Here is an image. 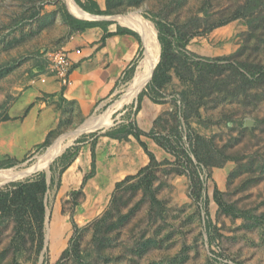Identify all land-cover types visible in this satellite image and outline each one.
<instances>
[{
	"label": "rangeland",
	"instance_id": "1",
	"mask_svg": "<svg viewBox=\"0 0 264 264\" xmlns=\"http://www.w3.org/2000/svg\"><path fill=\"white\" fill-rule=\"evenodd\" d=\"M109 2L119 18L152 24L158 42L157 21L172 39L187 40L169 50L163 85L153 93L165 109L150 131L174 152L149 136L158 150L145 173L139 174L147 165L111 190L96 184L94 175L84 181L92 170L91 133L134 120L162 46L148 80L131 96L146 42L120 18L141 34L136 73L84 118L76 106L44 91L51 78L59 81L46 74L49 54L69 37L60 24L69 1L0 0V172L26 171L12 179L0 175V191L42 171L51 183L52 163L78 146L76 159L57 175L59 185L45 195L43 223L32 210L21 224L15 213L0 211V264H264V0ZM197 62L213 65L199 64L204 69ZM106 113L103 125L71 139L86 121ZM131 138L137 139L126 141ZM146 175H153L150 187ZM128 176L134 177L123 181ZM216 190L248 217L222 211Z\"/></svg>",
	"mask_w": 264,
	"mask_h": 264
},
{
	"label": "crops",
	"instance_id": "2",
	"mask_svg": "<svg viewBox=\"0 0 264 264\" xmlns=\"http://www.w3.org/2000/svg\"><path fill=\"white\" fill-rule=\"evenodd\" d=\"M93 1L102 10L107 9L106 0ZM78 6L83 9L79 4ZM68 12L77 19L95 20L102 23L99 26L84 31L77 30L71 34V27L62 18L60 24L62 27L67 26L65 29H68L69 37L61 48L71 51L74 60L71 66L73 83L65 85L51 78L52 80L48 82L44 91L55 94L57 98L61 96L65 102L76 106L82 117L87 118L101 106L108 104L118 89L133 78L136 70L130 78H128V70L140 51L139 37L141 34L122 22L118 17L119 13L92 14L85 11L90 16L86 14L76 16L77 14H74L71 7H68ZM107 21L111 23L106 24ZM106 26L111 34L104 36ZM119 28L125 31L119 33ZM76 49L81 50V55L75 53ZM164 109L163 104L156 103L149 96H145L142 108L138 112L135 111L133 118L142 130L149 132ZM142 140L147 143L149 150L157 152L158 144L153 138L142 136ZM96 154L95 183L106 186L110 190L117 181L129 174H135L150 163L149 155L135 138L126 141L102 136L96 145ZM103 178H106L107 182L100 184L99 181Z\"/></svg>",
	"mask_w": 264,
	"mask_h": 264
},
{
	"label": "trees",
	"instance_id": "3",
	"mask_svg": "<svg viewBox=\"0 0 264 264\" xmlns=\"http://www.w3.org/2000/svg\"><path fill=\"white\" fill-rule=\"evenodd\" d=\"M107 1V9L102 10L100 7H98L93 0H86L85 2L81 0H76V2L87 12L92 13V14H113L117 13L114 11L111 7V2L109 0ZM95 7V8H94ZM63 19L66 24H68L71 27L72 31H77L81 30L84 31L88 28H93L96 26H99L102 22L100 21H93V20H82V19H77L73 15H71L67 9H64L63 11ZM106 24L111 23L109 21L105 22ZM156 26L159 30V41L162 46V53H161V60L159 61L156 71L154 73V76L151 80V82L147 85L146 89H144L138 98L135 110L138 112L142 108V101L145 96H149L154 102L156 103H161V101L157 100L153 93L156 90H159V88L163 85L161 82V79L163 75L166 74V69H167V63L169 60V50L173 49V47L178 44L179 42L182 43L183 47L186 46V41L182 42V35H174L173 39L168 36V31H166V24L163 21H157ZM125 30L119 28L118 32H124ZM132 33V31H131ZM134 33V32H133ZM111 34V32L108 31V28L106 26L105 28V35L107 36ZM137 36L138 34L135 33ZM140 38V37H139ZM142 53V48H140L139 55L133 60L132 66L128 70V78L132 77L133 73L136 70L137 63H138V58ZM198 66L200 68L206 69L204 66H200L199 64H204L205 66L213 65L210 64L209 62H204V63H199L197 62ZM212 67V66H210ZM159 118V117H158ZM145 134L151 137H154V139L162 146L165 147L170 152H174V150L170 147H168L165 143L161 142L159 137H156L154 134V131L150 132H145L142 130L137 122L135 120L131 121H124L120 123L118 126H115L113 128H110L108 130H97L91 133L93 136V141L91 143V154H92V161H91V172L90 174H87L85 176L86 181L89 177L93 176L96 171V145L102 136H109L112 138H116L119 140H129L130 136L133 135L134 137L137 138L139 143L142 145V147L145 149L146 153L150 157V164L147 165L145 168H143L139 174L145 173V171L153 165L154 162H156V155L153 151L149 150L147 143L142 140L141 136ZM80 140H78L79 142ZM75 147H69L61 156H59L54 163L51 165L52 169V176H51V183L48 182V177L47 173L45 171L40 172L39 174L35 175L34 177H29L25 180L21 181H16L12 182L11 185L8 187L7 190H2L0 191V211L2 214L8 212V213H15L18 216L19 223L21 224V219L26 215L29 214V211L32 210L34 211L35 214H38V219L41 223L44 222V216L46 213V203H45V195L48 192L49 188L55 187V185H59V181L57 180V175L60 177L62 176L63 172L72 164V162L76 159L77 154H78V146L76 147V150H74ZM192 152L198 156L200 161L201 159V154H198L196 150L192 149ZM187 158L189 159L192 164H194L193 157L190 155V153H186ZM61 164L62 169H59L58 165ZM12 164H7L5 166H11ZM198 166H201V164H198ZM134 176H128L126 177L125 180H129L130 178H133ZM146 178L148 180V187L151 186V182L153 179L149 175H146ZM122 182H119L118 185H121ZM220 192L216 190V195L215 199L218 202L220 209L226 213L232 214L235 217L238 216H245L248 217L246 212L243 210H237V208L233 204H227L222 198L219 197ZM152 197L155 198L154 192L151 191L150 193ZM39 222V223H40ZM40 223V224H41ZM73 223L75 227H78V224L76 221L73 220ZM211 231V230H210ZM43 236L41 235L40 237V245H43ZM210 239L212 241L213 236H210ZM72 248L66 249L63 253L62 256L65 254L71 252ZM85 264H89L85 262Z\"/></svg>",
	"mask_w": 264,
	"mask_h": 264
},
{
	"label": "bare ground",
	"instance_id": "4",
	"mask_svg": "<svg viewBox=\"0 0 264 264\" xmlns=\"http://www.w3.org/2000/svg\"><path fill=\"white\" fill-rule=\"evenodd\" d=\"M68 1L71 5L72 9L75 12L89 15L87 12H85L83 9H81L78 6V4H76V2H74V1L72 2V0H68ZM76 16H79V15H76ZM120 18L127 20V18L124 16H121ZM127 22L133 24L135 27H137V29H139V31L143 34V36L145 38V42H146L145 63H144V65H142V68L137 72L132 84L130 85L131 96H133L140 91V89L142 88L144 83L148 80L155 64L158 61L160 45L158 42L156 31H155L154 27L152 26V24L148 23L147 21H145L143 19L127 20ZM109 117H110V113H106L102 116H99V117L93 119V120L86 121L82 127L77 129L78 131L71 133V135H72L71 139H72L73 135H77V134H80L82 132H85L87 129H90L92 127L103 125L104 122L109 119ZM57 147H58V145H55V147L52 150H50L49 155L54 153V150L57 149ZM59 150H60V147H59ZM55 151H57V150H55ZM49 155H47V156H49ZM45 163H43V164H45ZM33 169H35V168L33 167L32 169H29L28 172L33 170ZM24 172H26V171H18L17 169L13 168V169H9V170H1L0 175L4 176L5 178L12 179V178H16V177L21 176Z\"/></svg>",
	"mask_w": 264,
	"mask_h": 264
},
{
	"label": "built area",
	"instance_id": "5",
	"mask_svg": "<svg viewBox=\"0 0 264 264\" xmlns=\"http://www.w3.org/2000/svg\"><path fill=\"white\" fill-rule=\"evenodd\" d=\"M75 53L81 55V50L76 49ZM73 58H71V51L68 49H59L49 54V63L47 66V74L57 76L58 80L65 85H71L73 80L71 79V66L73 63ZM45 76L42 80H45Z\"/></svg>",
	"mask_w": 264,
	"mask_h": 264
},
{
	"label": "water",
	"instance_id": "6",
	"mask_svg": "<svg viewBox=\"0 0 264 264\" xmlns=\"http://www.w3.org/2000/svg\"><path fill=\"white\" fill-rule=\"evenodd\" d=\"M75 1V0H74ZM160 42V41H159ZM160 46H161V43H160ZM159 61H160V58H159ZM158 61V62H159ZM158 65V63L156 64V66ZM156 68V67H155ZM152 76H153V74H152ZM106 125H104V126H100V127H98L97 129H95V130H93V131H97V130H99V129H103V127H105ZM107 127V126H106ZM48 171L50 172V166H48ZM50 177V176H49ZM50 180V179H49ZM48 180V181H49Z\"/></svg>",
	"mask_w": 264,
	"mask_h": 264
}]
</instances>
